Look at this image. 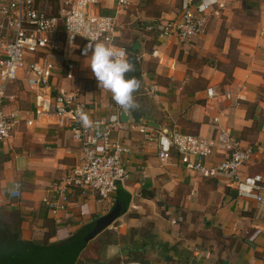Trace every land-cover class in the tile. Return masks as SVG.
<instances>
[{"label": "crops", "instance_id": "obj_1", "mask_svg": "<svg viewBox=\"0 0 264 264\" xmlns=\"http://www.w3.org/2000/svg\"><path fill=\"white\" fill-rule=\"evenodd\" d=\"M186 1L130 0L128 6L119 7L113 0H103L97 8L100 15L114 18V44L127 53L129 49L138 53L144 89L155 112L149 115L153 126L131 119L114 133L129 149L124 157L128 179L107 201L71 191L62 205L54 185L80 163V147L68 130L50 118L26 125L35 120L37 94L28 89L25 73L10 86L16 101L5 112L18 111L20 116L10 137L0 144V211L20 214L22 241L56 246L83 231V237L46 250L51 251L75 244L94 229L98 232L74 264H108L113 258L120 264H264V215L256 217L255 202L239 198L226 176L203 178L175 154L161 163L155 142L158 132L211 138L216 134L213 119L218 118V125L240 147L253 151L239 174H258L264 186V0H219L226 8L220 19L210 20L204 36L159 40L158 27L179 20ZM148 26L152 31H146ZM222 29L225 34L218 44ZM64 45L60 28L56 34L59 56ZM153 51L160 58L153 57ZM89 57L70 55V80L65 78V62H60L52 84L77 91L86 114L96 119L119 107L112 94L98 85L87 64ZM231 84L245 88V100L238 106L224 94ZM208 88H214L217 96L208 99ZM30 94L35 95L33 103ZM221 159L223 155L214 150L206 164L215 166ZM46 197L63 206L55 216L42 203ZM113 212L115 218L101 229ZM94 244L108 254L88 256ZM15 258L10 252L9 259Z\"/></svg>", "mask_w": 264, "mask_h": 264}, {"label": "built area", "instance_id": "obj_2", "mask_svg": "<svg viewBox=\"0 0 264 264\" xmlns=\"http://www.w3.org/2000/svg\"><path fill=\"white\" fill-rule=\"evenodd\" d=\"M117 6L126 7L130 0H113ZM103 0H0V144L8 139L19 121L20 113L5 112V107L16 101L9 88L25 73L30 91L37 94L35 100V120L26 121L31 127L40 118H50L60 128L68 130L79 145L80 163L54 189L59 190L62 205L67 202L68 192L81 196L90 195L97 202L107 201L119 185L128 179L124 157L129 149L114 133L123 124L120 110L101 118H90L92 124L85 127L79 113H86L85 105L77 91L55 87L52 81L56 67L65 62L66 79L73 78V64L69 61L75 52L79 58L91 55L95 42L110 41L114 44V18L100 15L97 11ZM55 8V12H53ZM226 5L219 0H199L184 2L179 20L160 25L159 40L176 37L180 41L199 38L206 34L212 18L220 19ZM62 29L65 45L61 56L57 53L56 34ZM153 27H146L152 31ZM115 45V44H114ZM118 46V45H116ZM125 49L124 47L118 46ZM153 57H159L157 51ZM245 88L241 84L228 85L225 95L235 99V106L245 100ZM206 96H217L214 88L206 89ZM110 108H114L113 104ZM216 134L208 139L178 131L158 132L155 142L157 156L161 163L173 154L189 170L203 178L224 175L228 185L239 198L250 199L256 204V217L264 215V186L262 176L255 174L242 177L240 168L248 164L253 156L251 148H242L233 136L213 119ZM223 155L215 166L206 161L213 151ZM42 203L54 216L63 209L54 198H43Z\"/></svg>", "mask_w": 264, "mask_h": 264}, {"label": "clouds", "instance_id": "obj_3", "mask_svg": "<svg viewBox=\"0 0 264 264\" xmlns=\"http://www.w3.org/2000/svg\"><path fill=\"white\" fill-rule=\"evenodd\" d=\"M87 64L98 85L112 94V100L121 109L130 112L138 107L134 93L140 89L141 82L135 76L127 75L135 71V68L125 49L110 41L95 42ZM79 119L85 127H90L92 124L86 113L80 112Z\"/></svg>", "mask_w": 264, "mask_h": 264}, {"label": "trees", "instance_id": "obj_4", "mask_svg": "<svg viewBox=\"0 0 264 264\" xmlns=\"http://www.w3.org/2000/svg\"><path fill=\"white\" fill-rule=\"evenodd\" d=\"M55 12V8H53ZM129 60L134 64L135 71L128 73L129 77L135 76L141 82L140 89L134 93V97L138 107L135 109L141 114L155 115L154 107L152 102L147 96L144 89L143 79H142V69L141 63L138 58V53H133L131 49L128 50ZM120 109L121 107L117 105ZM22 222V217L19 213H9L0 211V264H25L27 260L36 256V254H42L44 251L53 249L54 247H61L73 242L76 238L83 237V231L70 238L66 243L56 246H39L28 242H24L20 239V225ZM4 227V229L2 228ZM10 252H13L15 259H9ZM25 262L22 263V256ZM32 263V262H31ZM108 264H120L118 258H113Z\"/></svg>", "mask_w": 264, "mask_h": 264}, {"label": "water", "instance_id": "obj_5", "mask_svg": "<svg viewBox=\"0 0 264 264\" xmlns=\"http://www.w3.org/2000/svg\"><path fill=\"white\" fill-rule=\"evenodd\" d=\"M137 47H138V43L136 42L133 46V50H135ZM119 115H120V121L122 123H126L131 119H133L139 122L149 121L151 126L154 125L152 123V118L149 115H142L138 111L132 110V112H125L124 110H121ZM113 218H115L114 212L112 213V215L107 216L103 220L101 229L108 226V224H110ZM97 232L98 231H95L93 229L91 232H89V235H86L84 238L78 240L75 244H71L62 249H56V250L46 251L42 254H37L35 257L30 258L29 261L27 260L25 264H34V261L41 260L39 255H44L45 257H41V258L48 260L49 264H74L78 257L79 252L85 247L86 243L90 240V238H92Z\"/></svg>", "mask_w": 264, "mask_h": 264}, {"label": "rangeland", "instance_id": "obj_6", "mask_svg": "<svg viewBox=\"0 0 264 264\" xmlns=\"http://www.w3.org/2000/svg\"><path fill=\"white\" fill-rule=\"evenodd\" d=\"M52 13H54V10H53V12ZM225 34V30H223L222 29V31H221V35H220V37H219V40L217 41V43L218 44H220V41L222 40V37H223V35ZM127 45H128V43H127ZM210 60H207L206 62H209ZM211 62V61H210ZM30 96H31V98H30V102L31 103H33L34 102V100H35V95L34 96H32V94H30ZM29 109V107L28 106H26V110H28ZM1 166H2V157L0 156V169H1ZM111 232V235H113V234H116L117 235V233H115L114 231H110ZM110 235V236H111ZM113 239H115L114 237H112ZM115 244V243H114ZM95 248H97V245L96 244H94L92 247H91V249H90V251H89V254H88V256H97L98 255V253H99V255L98 256H104L106 253L108 254V251H106V252H102V251H100V248L98 249L97 248V250L95 249ZM45 252V251H44ZM43 252V253H44ZM87 253V252H86ZM114 256H116L115 254H117V251L116 250H114ZM40 256V259L41 260H37V261H34V264H49V262H48V260H46V259H43V258H41V257H45L44 255H39Z\"/></svg>", "mask_w": 264, "mask_h": 264}]
</instances>
